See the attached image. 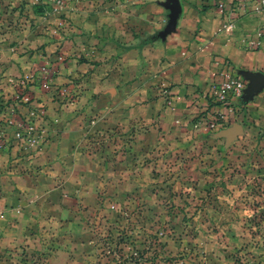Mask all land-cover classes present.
Instances as JSON below:
<instances>
[{"label": "rangeland", "instance_id": "obj_1", "mask_svg": "<svg viewBox=\"0 0 264 264\" xmlns=\"http://www.w3.org/2000/svg\"><path fill=\"white\" fill-rule=\"evenodd\" d=\"M156 1L167 2L0 0L2 106H25L23 94L35 103L32 86L42 91L39 80L49 77L56 117H84L68 159L77 167L54 175L68 183L64 201L39 197L32 216H0V264H264V110L251 107L244 119L237 109L214 129L203 116L208 135L179 126L158 137L143 114L124 120L123 107L110 119L113 87H123L116 77L122 57L95 54L98 40L118 43L111 18L118 30H137L135 38L152 36ZM99 12L102 39L91 23L78 27ZM93 101L102 111L92 112ZM233 124L241 129L231 133Z\"/></svg>", "mask_w": 264, "mask_h": 264}, {"label": "crops", "instance_id": "obj_2", "mask_svg": "<svg viewBox=\"0 0 264 264\" xmlns=\"http://www.w3.org/2000/svg\"><path fill=\"white\" fill-rule=\"evenodd\" d=\"M179 1L181 12L176 27L164 39L158 38L156 34L165 25V8L156 1L153 6L156 14L149 16L151 24L147 30L151 29V34L155 30L151 42L141 45L142 41L152 36L146 38L140 35L135 38L134 32L137 33V30H128V25L125 31L118 30L112 18L109 31L118 43L98 40L101 44L95 49V54L108 56L119 53L122 57V69L116 73V77L118 82L123 83V87H113L114 96L106 105L113 110V113H109L111 121L117 118L116 110L123 107L124 120L129 123L137 113L143 114V118L147 117V123H154L150 129L158 137L167 135L179 126L191 127L194 132L208 135L213 131L206 126L203 118L205 116L209 119L210 116L206 93L210 84L218 78L217 73L223 62H229L240 73L248 71L264 76V38L259 48L250 49L245 42L255 39L257 31L264 27V0H250L243 5L236 0ZM219 2L223 4L222 9L218 8ZM101 14L99 12L92 19L79 21L78 27L82 28L86 22L91 23L93 33L102 39L103 31L106 30ZM86 36L83 37L86 39ZM127 42H132L133 47L125 48L123 43ZM103 43H106L105 46ZM244 83L240 109L246 119L248 113L245 114V111L251 107L257 112L264 110V83L256 91H251L249 79L244 78ZM31 91H35L31 95L35 102L31 103L32 106L41 105L45 110L39 121L45 137L36 147H26L14 140L12 135L15 125L22 121L30 106L14 103L7 107L0 102V110L3 112L0 113V120H3L0 129L11 137V141L0 148V216H22L25 213L32 216V203L39 197L46 201L61 194V200L64 201L62 197L66 195L62 187L68 183L59 182L54 175L58 173L56 171L69 172V169L77 167L68 159L71 160L69 157L73 146L82 139L84 124L79 127L78 124L83 123L84 117L60 121L51 108L54 105V102L51 103L52 90L41 91L32 86ZM120 95L126 97L122 102L118 100ZM98 103L101 101L92 102L95 105L92 112L102 111ZM217 110L226 112L227 109L217 105ZM10 121L14 124L10 125ZM62 154H66L65 157ZM63 159H67L66 162ZM39 164L41 167L37 168ZM37 170L45 174L37 177L40 172ZM7 205H13V208ZM80 247V250L86 251L82 257L91 259L89 252L92 247L85 243L80 244Z\"/></svg>", "mask_w": 264, "mask_h": 264}, {"label": "built area", "instance_id": "obj_3", "mask_svg": "<svg viewBox=\"0 0 264 264\" xmlns=\"http://www.w3.org/2000/svg\"><path fill=\"white\" fill-rule=\"evenodd\" d=\"M239 4L243 5L250 0H236ZM264 5V1H263ZM218 8L222 9L223 4L218 3ZM231 26L229 25V28ZM264 38V27H261L257 33L255 39L245 40L246 46L250 49L259 48L261 41ZM218 78L215 79L209 86L206 93L208 103L217 104L226 107V112L215 110L210 113L209 116V127L214 129L220 126L221 123L227 120L228 114L236 113L238 106H242L241 98L244 90V78L241 73L235 69L229 62L224 61L218 71ZM51 78L45 77L40 79L39 83L44 91H51ZM21 102L26 105H31V99L28 95L23 94ZM43 110L40 106H30L23 116L21 122L15 125V129L12 132L13 139L23 143L26 147H36L44 141L45 132L41 127L39 121L42 118ZM10 125L14 124L13 121L9 122ZM8 143L6 134L0 129V148ZM131 257L134 260H139L140 255L138 251L131 253Z\"/></svg>", "mask_w": 264, "mask_h": 264}, {"label": "water", "instance_id": "obj_4", "mask_svg": "<svg viewBox=\"0 0 264 264\" xmlns=\"http://www.w3.org/2000/svg\"><path fill=\"white\" fill-rule=\"evenodd\" d=\"M163 6L169 11L168 12V20L163 29L157 32L156 36L158 38L164 39L167 34L172 32L177 24V18L181 12V5L179 0H167V2L163 3ZM241 75L249 79L251 81L250 87L251 91H256L257 88L264 83V76L261 73H253V72H242ZM241 127L237 124H233L229 131L231 133L237 132Z\"/></svg>", "mask_w": 264, "mask_h": 264}, {"label": "trees", "instance_id": "obj_5", "mask_svg": "<svg viewBox=\"0 0 264 264\" xmlns=\"http://www.w3.org/2000/svg\"><path fill=\"white\" fill-rule=\"evenodd\" d=\"M154 39V37L152 36V37H149L147 40H144V41H142L141 42V45L142 44H145V43H148V42H151L152 40ZM133 46H127L126 48L127 49H130V48H132ZM208 108L210 109V113L212 112H214L215 110H217V104H210V103H208ZM226 123H227V121H225ZM225 125V124H224Z\"/></svg>", "mask_w": 264, "mask_h": 264}]
</instances>
